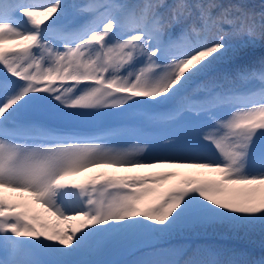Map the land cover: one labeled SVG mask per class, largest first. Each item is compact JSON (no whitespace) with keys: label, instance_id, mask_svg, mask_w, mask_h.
I'll return each mask as SVG.
<instances>
[{"label":"snow or ice","instance_id":"1","mask_svg":"<svg viewBox=\"0 0 264 264\" xmlns=\"http://www.w3.org/2000/svg\"><path fill=\"white\" fill-rule=\"evenodd\" d=\"M257 35L264 39V10L245 0H0V264H102L72 257L148 244L187 226L264 229V61L222 70L238 52L231 38ZM236 79L259 87H229ZM45 104L127 107L151 135L132 149L114 148L24 118ZM162 128L171 132L160 137ZM104 166L130 174L68 179ZM158 166L219 179L185 174L164 187L181 174L131 172ZM45 214L76 224L61 229Z\"/></svg>","mask_w":264,"mask_h":264},{"label":"rangeland","instance_id":"2","mask_svg":"<svg viewBox=\"0 0 264 264\" xmlns=\"http://www.w3.org/2000/svg\"><path fill=\"white\" fill-rule=\"evenodd\" d=\"M71 5V4H70ZM72 14L70 13L68 20H71ZM191 87H196L194 83ZM229 87L237 88L241 90H252L258 89L259 83L254 80H244L238 85L230 84ZM39 95V94H38ZM135 110L117 109V108H104L99 111H85L80 112L78 110H62L58 109L55 105L45 104L37 106L31 112L25 114V119H37L45 121L46 123L61 129L66 135H78V138L84 140H93L98 143H102L108 147L114 148H124L132 149L138 144H142L144 140L149 139L151 133L148 131V125L139 117L134 115ZM171 132L170 128H162L156 130V134L163 137ZM157 145L158 150L162 148L159 140L154 141ZM211 147V146H209ZM163 171H175L181 174L171 180H169L164 187H169L175 184L178 180L182 178L185 174H201L203 173L207 178L219 179V174L207 172L206 170L192 169L186 167L173 168L169 166H158L151 168L133 169L132 173L147 174V173H159ZM101 173L115 174V175H125L130 174L129 170L114 168L111 166H104L98 168L85 169L82 172L74 173L68 179L75 181L77 183L85 182L91 180L93 177L100 175ZM102 182V181H101ZM99 184L97 188H99ZM18 195V194H14ZM37 211L40 205H34ZM42 211V209H41ZM71 215V213H69ZM50 221L53 225L61 229H69L70 225H75V221H64L62 219H57L54 216H50ZM99 236V234H97ZM95 239V238H94ZM115 247H107L102 250V253L95 261L102 262L103 258L114 254ZM181 251V247L175 246L170 250L162 251V257L159 259L158 255L142 253L133 260L145 258L151 256L154 259L159 260H171ZM115 252L122 253V257L113 256L111 262H121V264H126V262H131L130 259L124 258L123 255H127L128 251L122 247L117 246ZM91 251H82L76 256L72 257L74 260L78 261H88L91 260L89 256ZM96 253V252H95ZM94 253V254H95ZM120 257V258H119ZM40 259H50V257L40 256ZM111 262L102 264H111Z\"/></svg>","mask_w":264,"mask_h":264},{"label":"trees","instance_id":"3","mask_svg":"<svg viewBox=\"0 0 264 264\" xmlns=\"http://www.w3.org/2000/svg\"><path fill=\"white\" fill-rule=\"evenodd\" d=\"M69 4L83 3L85 0H66ZM130 4L140 3L141 0H127ZM172 3V0H167ZM247 7L259 12L264 10V0H245ZM178 31V29H177ZM231 43L237 47L238 52L231 63L224 62L222 70L234 74L237 68H259L264 61V39L259 35L255 39L247 36H234ZM244 80L236 79L232 85H238ZM230 86V85H228ZM41 211V207H39ZM46 218L51 219L50 216ZM113 253L103 258L102 262L108 263L113 256L122 257V253L115 252L117 246L124 247L128 253L123 255L130 261L142 253L158 255L162 257V251L170 250L175 246L181 247V251L175 257L184 264L191 259H216L220 264H230L236 261L238 264H264V229L259 225L254 227H232L225 223L210 225L187 226L175 230L170 234H161L153 238L148 244L137 246L127 244H115ZM111 246V247H112ZM211 250L216 255L209 257L205 253ZM91 251V260H96L102 251ZM119 257V258H120ZM40 259V256L36 257ZM166 260V257L164 258Z\"/></svg>","mask_w":264,"mask_h":264}]
</instances>
